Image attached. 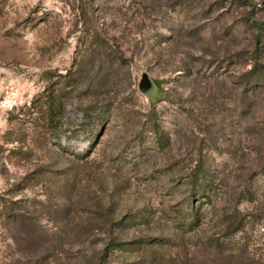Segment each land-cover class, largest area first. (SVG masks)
<instances>
[{"label": "rangeland", "instance_id": "rangeland-1", "mask_svg": "<svg viewBox=\"0 0 264 264\" xmlns=\"http://www.w3.org/2000/svg\"><path fill=\"white\" fill-rule=\"evenodd\" d=\"M0 264H264V0H0Z\"/></svg>", "mask_w": 264, "mask_h": 264}, {"label": "trees", "instance_id": "trees-1", "mask_svg": "<svg viewBox=\"0 0 264 264\" xmlns=\"http://www.w3.org/2000/svg\"><path fill=\"white\" fill-rule=\"evenodd\" d=\"M75 74H77V72H74V74H72V72L68 73L65 76V78L68 77V82L65 84L71 87L74 85L72 82H78L79 79L81 80L83 77V75L77 74L78 76H75ZM63 108L62 95L58 93L55 87L48 93L38 96L32 102V106H30V109H32L31 111L36 113L34 120L37 124L53 133H55L61 125L60 121L62 119ZM4 208L6 209L7 206L5 205Z\"/></svg>", "mask_w": 264, "mask_h": 264}, {"label": "water", "instance_id": "water-1", "mask_svg": "<svg viewBox=\"0 0 264 264\" xmlns=\"http://www.w3.org/2000/svg\"><path fill=\"white\" fill-rule=\"evenodd\" d=\"M150 85L149 78L146 75L142 76V79L139 83L140 90H146V88Z\"/></svg>", "mask_w": 264, "mask_h": 264}]
</instances>
